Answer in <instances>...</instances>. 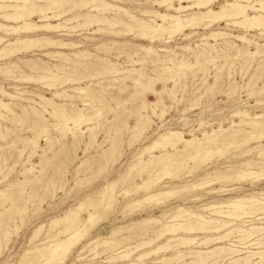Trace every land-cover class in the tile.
<instances>
[{"label": "rangeland", "instance_id": "rangeland-1", "mask_svg": "<svg viewBox=\"0 0 264 264\" xmlns=\"http://www.w3.org/2000/svg\"><path fill=\"white\" fill-rule=\"evenodd\" d=\"M106 1L110 3H116L117 5H120L130 10V12H132L135 16H138V14L139 16H141L138 10H151V11H158L160 13H168V14H173L174 12L173 10H165V8L163 7L158 8V6L156 5L153 6V4L151 5L148 2L142 3L145 4L142 5L141 2H144L145 0H133V1L131 0V2L125 1L123 3H117L118 0H106ZM224 1L225 0H216L214 1L215 3L213 2L212 5H210V7L213 8V10H215ZM256 1L257 0H251L250 2L255 3ZM173 4L177 5V1L175 0ZM64 9L65 8L63 7L59 10H54L53 12H57V11L61 12ZM74 9L72 11L67 12L63 17H61V19H59V21H50V23L62 22L65 17H70L76 14H82L86 12L84 9H78V8H74ZM199 11L202 12L204 11V9H200V10L193 9L192 11L182 12L180 15L188 16L193 12H199ZM110 12L111 11L109 10V11H105L102 14L105 16H111L112 12L111 13ZM248 13L253 14V11H248ZM90 14H96V12H92ZM121 18L125 19V16L124 17L122 16ZM28 19L38 24L42 22L39 19L38 15H32ZM0 22L5 23L1 19ZM74 22L72 21L70 23L64 24L66 28H59L49 33H43V35H45L46 38L51 40L58 39V40H63L65 42H71L72 44H76L77 45L76 47L67 46L64 48H60V47L54 48L53 46L52 48V46L50 47L45 46L38 48L37 46L35 47L34 45H32L29 48H24V45H21L20 47L18 46L19 51H16L13 54V56L12 55L8 56L6 57V59L5 57L0 58L1 64H4L12 60L11 62L13 63L15 62L17 65H19L20 66L19 69L21 70V72H16V73L14 72L13 75L7 77H3L0 74V86L1 88H3L5 92L12 95H16L18 92L24 90L37 93L52 99V101L57 104H60L61 106L59 110H65L69 112L71 108H79L81 110L83 109L82 112L86 111L84 114L88 112L87 114L89 115H91L92 113L95 115L93 122L91 120L90 121L91 123L86 122L81 124L79 129L84 133L78 134L79 136L77 135L75 138H73L70 131H66L57 126V124L58 123L60 124L61 121H59L60 120L59 118L51 116L50 114L51 107L49 106L46 107L45 111H42V108L37 107V109L40 112L42 111L43 117L45 118V119L42 118L43 120L38 122L39 125L32 124V119L35 117V115L33 114L32 115L30 114L28 117L23 116L18 121L12 120L11 115H6L3 118L0 117V191L7 193L8 196L10 197L8 198L9 200L8 199L2 201L0 200V205H1L0 206V222H1L0 223V264H16L19 261L20 257L22 256V254H24L27 250H30L32 249V247L35 246L41 247L45 245V243L49 241L48 239L49 237L56 235L60 230L63 229L62 227L63 224L61 225L58 224L59 226H57V224H51L53 220L63 216V214L67 210L76 206L78 202L83 201L87 197V195L88 196L92 195L93 194L92 191L97 190L101 188L105 183H108L111 180L118 178L119 175L123 174V172L135 162V160L136 161H138V159L147 160V154L144 153L141 156L139 154L142 152V148L147 144H149L152 140H154L158 136V134L163 133L168 129H171V130H178L183 134L184 138H189L191 136H201L202 132L210 133L212 130H217L219 127L228 128V131H231L233 129L238 128L236 124L239 122L240 119L239 116L234 114L235 111L237 110L247 111L255 115H262V117L264 118V93L262 94L263 97L261 94L256 93L257 91L256 89H259V87L261 88V86L264 84V53L262 52L264 50V45H263L264 34H259L258 29L249 30L240 25L238 26L224 25L226 24L225 21L224 22L219 21L213 23L211 26L207 28H204L201 25H197L191 29L187 28V30H184L179 34L178 33L173 34L171 39H168V41L170 40V42H168L167 40H165V38L168 37L167 33L165 34L163 33L161 38L159 37V39L157 38V40L153 39L152 41L151 40L149 41V39H141L138 36H135L134 31L129 30L126 33L124 30L125 28L122 25H118L113 28L101 25L102 27H106L105 29L107 30L96 32L94 31L97 28L96 25L86 26L84 25L82 19H78V21H74ZM9 24L14 25V23H9ZM109 29L120 30L122 31V34L121 35L112 34L111 32H109L110 31ZM211 32H224L227 35L217 36L213 38L208 36ZM22 35L25 34L23 33L21 34V36ZM28 35L33 36L34 34H28ZM235 36H245L251 42L249 44H246L245 42H240L241 40L239 41V39L236 38ZM13 38L14 36L7 37L8 40H11ZM111 40H116L118 42L128 41L129 43L127 45L115 44L111 47L110 46ZM228 41H232V42H228ZM103 43L106 45L105 48L98 47V45ZM255 44L258 45V47L255 46ZM135 45L148 46L156 51L155 53L153 52L148 54L147 58L145 56L146 54L144 55L143 53L138 52L137 55L131 57L130 61L139 60L143 62H135L132 63V65H130L129 63H126V60L128 59L125 58V55L129 53H133V51L137 49ZM97 47L99 49H97ZM109 48L111 49L110 51ZM127 48L130 49L128 50ZM233 48H238L240 53L237 54L236 52H234L235 50L233 51L232 50ZM203 49L205 52L203 51ZM256 49L260 50L261 53L254 56L253 58L256 57L255 59H252V57L251 58L248 57L249 59H245L247 57L243 55L244 52L252 53ZM78 50L80 51L84 50L85 53L83 54V56L77 55L76 57V55L72 54L73 52ZM106 50L109 52H107ZM48 51L51 52L61 51L66 54L68 53L71 57L69 56L67 58L68 60H65V58H62L59 55H58L59 57L57 55L56 57L49 55H47L46 57L45 52ZM220 51L224 53H221ZM115 54H119L118 55L119 58L115 59L113 57ZM214 55L218 56L219 58L214 59L215 61L214 60L212 61L214 63L213 64L211 60L208 61L207 59ZM237 55L238 57H236ZM90 56L91 59H89ZM98 57H102L104 59L105 58L110 59V61L117 62L120 65L125 66L126 68L129 69H133L135 71L133 72V74L132 73H130L129 75L126 74L127 75L126 79H124L125 78L124 74H121L116 77L117 79L113 80L110 74H106L105 72L100 71L101 63L97 61ZM232 57L233 58L236 57V58L233 59ZM8 58L9 60H7ZM28 60H30L29 62L32 64L43 62L45 65L49 67L50 66L52 67L53 65H63V67L68 70H70L71 68L69 73H67L68 78L69 76H71V78H75V77L80 78L86 76L87 79L80 81L79 85L86 86L89 83H93L95 84V86H92L91 88L89 87L90 90L94 89V90H98V92L96 94L95 91L94 92L88 91L85 93L86 95H84V93L83 94L82 93L80 94L79 92L76 93L75 91L70 90V87L73 86L72 85L73 83L67 81L64 82L63 79L57 81H52L49 79L48 80L43 79L42 81L38 80L34 82L29 81L30 82L29 84L28 82L25 81L22 82L20 80L21 77H24L26 75L35 76L39 74V72L35 71V69H29L25 66L29 64ZM204 62H206V64ZM256 66L259 67L257 68ZM27 69H29V71ZM35 72H37L38 74H36ZM261 72L263 75L261 74ZM90 75H93L91 79H89ZM255 75L257 77H255ZM204 76L205 78L203 79L202 77ZM129 77L130 78L134 77L138 81V84L134 85L133 82L129 79ZM146 78H150V79L147 80ZM85 80L88 81L86 82ZM248 81L251 82L249 83ZM125 85L127 87H124ZM254 86L256 88H254ZM101 87L104 89L101 90ZM250 89L252 90L248 91ZM56 91L57 92L64 91V95L62 94L59 97L53 98V93H55ZM162 93L164 94L162 95ZM165 93L167 96L165 95ZM89 94L90 95L92 94L97 97H101V99L100 100H97L96 98L91 99ZM108 94H112V95H108ZM29 95H24V97L27 96V98L39 102V99L35 98L36 96H34L33 98L31 97L33 95L30 96ZM0 97L1 100L4 101L6 99L5 102H10L9 99L6 98L5 96L2 97L0 95ZM173 97L175 98L173 99ZM84 101L86 104H84ZM259 101H262L261 102L262 104L259 103ZM18 102L24 106L29 105L26 101L25 102L18 101ZM161 102H162L161 105L163 106L160 105ZM154 107H155L154 113L156 115L155 114L153 115L152 114L153 112H151ZM162 107L165 114L163 113L164 116H162V119H160L161 117L159 118L157 115H159ZM13 110L16 113L21 114L20 109L13 108ZM44 112L45 113L47 112L48 114H45ZM139 113L143 115H148V117H150V121L153 122L150 123L151 125L149 124L148 128H146V130L140 135L141 139L139 136H136V132L134 134V129H132V126L134 125L135 122V117ZM53 118L55 120H53ZM46 124L48 126L47 128L49 129V130L47 129L48 132L47 135L44 136V134H39L40 126ZM48 124H52V125H48ZM235 126L237 128H235ZM89 127H91V129L88 131L87 129ZM106 128L109 130H107ZM131 131L136 136V138L135 136H133ZM247 131H249L248 128L245 129V132ZM37 134L39 135L38 137H40L38 138L39 140L37 142V145H39V147L41 148L37 146V148L35 149L36 151L33 153L34 155L32 154L31 156H28L31 145H26L25 148L23 149L22 148L23 144L21 143L20 139L32 137ZM238 134L239 135H237V138L244 136L243 132H240ZM91 135L92 138L94 137V141L96 142L95 145H94L95 143L94 141L89 140V138H91ZM263 139L264 138L252 139L253 141L252 140L251 142L249 141L248 142L249 144L248 143L245 145L242 144L240 145L241 147L240 146L238 147L236 144H231L232 146L230 147L226 146L225 148L226 151L224 149H221L222 150V151L220 150L221 152L220 151L214 152L212 154V157L208 161H206L205 164L202 165L200 164L199 166H197L196 169L198 170L196 171L195 169L192 175H187V171L189 167L197 164L200 160H198V162L187 161L186 162L187 165L184 164L182 165L183 167L180 166L178 169L174 171L173 173L174 176L172 177L173 179L171 178V176L170 178L162 177L161 181L158 182L156 185H158L159 187L162 186L167 187L170 184L172 186V185H182L184 183H192L193 181L200 179L204 174L208 172H211L216 169H221L222 171L226 172L229 168H232L233 166L238 165L241 161L248 159L259 163L264 162V156L258 155L259 152L258 150L264 149ZM130 140H132L131 141L132 144ZM109 141L111 142L109 143ZM133 141L135 142L133 143ZM48 145H50L51 148H49ZM87 146L88 148H86ZM247 148H254V150L251 152V154H246L242 156V152ZM160 151L161 150L159 149H155V151L153 150V153L158 154ZM113 152L117 156H115ZM226 153H228L229 155H227ZM219 156L221 157V159ZM116 160L117 162L114 163ZM107 162L109 163V165ZM1 163L4 164L2 165ZM27 168L28 169L30 168L29 169L30 171L28 170L21 174V172H23ZM150 169L160 171V169L162 168L160 166L158 167V165L151 164L149 168H145L143 170L144 173L142 172L140 177L136 175V170H138V168L132 169L129 174L136 177H133L132 180L126 179L125 182L127 183L123 182L121 185L120 184L119 186L117 185L116 189L117 188L118 189L117 190L115 189V191H119L121 187L128 188L130 186H134L136 183H140L142 180H145L148 175L147 172ZM28 172L30 175L28 174ZM24 176L25 178H31V176L32 178L34 177L35 178L33 179V181H28L29 183L25 182L19 184V182L25 179L23 178ZM183 176H185L186 178ZM247 178L241 180L240 182L239 181L234 182V180L232 179L228 181V183H224L221 186L220 184L215 183L210 188H213L215 190L222 188L225 191L211 193L212 195L205 194L204 190H195V192L181 191L179 194L177 193L176 195L164 196L165 199L164 198L162 199L163 200L162 203L165 202L164 204L151 208L140 207L139 209L136 210L137 211L136 213L135 211H133L134 213L127 212V214L125 213V215L119 216L116 219L114 216H110L105 223L101 224V226H105V228L102 229L101 232L108 231L110 228H115L119 224L127 225L130 224L131 222H138L140 219L149 216L159 218V214L163 210L165 209L168 210L176 205H179L184 208H188L192 211H196L201 204H211L217 201H224L230 197L234 198V197L249 196L253 194L255 195L256 193H257L256 196L259 194H264L263 177H261L262 179L261 178L255 179V181L254 179H251L249 177ZM168 181L171 183H169ZM75 184L77 185L75 186ZM10 185L14 187H11ZM8 189H10L12 193L9 192ZM141 195L142 193L134 194L131 198L133 197L138 198ZM191 196H198L201 197L202 199L199 201L191 202L189 201ZM121 198H119L120 202L118 204V208L123 206L125 202V200L123 201V199ZM167 201L171 203H168ZM205 212L203 214L209 216L208 213H210V211H207L206 213ZM260 214L261 213H255L252 215L253 217L252 216L243 217L240 219L241 221L238 220L239 222H237V220L236 221L232 220L233 225H231L228 228L229 229L228 231H224V232H228V234L222 244L211 243L207 245L208 247L191 246V248L193 250H201V249L204 250V249H212L213 247L216 246H222L223 244L228 246L232 244L229 246L230 248L241 249V251L244 252L262 251L263 248L261 246H259L258 248L255 245H252L247 248H244L243 245L244 243L239 241L238 239L239 235L237 234L236 230L235 231L233 230L235 229L234 225L241 227L242 229L247 228L248 224H250L248 222H253L257 226L264 227V213H262L261 215ZM168 218L169 217H167L166 220L161 219V222H165V221L167 222ZM219 218L227 221V218L218 217V219ZM256 218L260 220H257ZM184 219L185 218L183 219L180 218L178 220H184ZM228 221H230V219H228ZM197 232H194L191 235L193 236L195 235L200 238L206 236V233L198 232V234H196ZM261 234L262 232H259L248 240L251 242H253L254 240H259L260 237H262L263 235ZM154 235L155 233L153 232H148L146 234V236H152V237ZM177 235L188 237L187 233H185L184 235L183 231L182 232L178 231ZM60 237L62 236L60 235ZM169 237L170 235H166V236L164 235L163 237H160L159 239L154 241L155 243H152L153 245L151 244L149 247L144 246L142 248H139L136 252L134 251V253L131 254L126 260H124L123 263L132 262L133 264H167L162 262L156 263L155 261H158V259L162 258L163 256L165 257L173 256L178 250H180L181 252L182 251L186 252L189 250L188 249L189 247H183V246L173 248L172 246L178 243L176 241H171L168 244L169 247H167L165 250L160 251L156 255H149L147 257L137 260V257L140 254L147 253L152 249H155L157 246L165 244V242L168 240L167 238ZM87 239L88 238H86V240ZM140 239H141L140 237H136L126 242L125 247L123 248L121 247L117 250V252H120V254L118 255H121L123 252H126L124 249L133 248L134 246L138 245V243L141 241ZM86 240L83 241L82 244H84ZM261 242L264 243V239H261ZM80 247H81L80 244L76 245L73 248L72 252L78 250ZM92 248L93 245H90L80 253V258H82L80 259L81 261L80 260L76 261L75 253L73 254L71 253V256L70 255L67 256V258H65V260L63 261L65 262L64 264H88V263L122 264L121 263L122 261H116L115 263L107 262L108 257L111 254H113V251L109 250L110 247H99L97 248V250L96 249L92 250ZM96 252L98 253L97 255H95ZM240 254H241L240 256L246 255V253H240ZM29 257L33 258L34 260H37L39 258V255L35 253H31V255L29 254ZM256 257L257 256L252 257L253 262L258 260V258ZM193 260H194V254H185V256L181 260H176L175 262L173 261L172 263L189 264ZM209 260L210 259H206L204 262L200 264H206V263L209 264L210 263ZM227 262L228 260H224L219 264H226ZM52 264H57V263L54 262Z\"/></svg>", "mask_w": 264, "mask_h": 264}, {"label": "bare ground", "instance_id": "bare-ground-1", "mask_svg": "<svg viewBox=\"0 0 264 264\" xmlns=\"http://www.w3.org/2000/svg\"><path fill=\"white\" fill-rule=\"evenodd\" d=\"M125 1L131 2V0H118L117 3H123ZM174 1L175 0H145L144 2H141V4L148 2L151 5L153 4V6L154 5L158 6V8L163 7V8H165V10H173L174 11L173 14L160 13L158 11H151V10H138L140 12L141 16H139V14H138V16H135L132 12H130V10H128V9H126L120 5H117L116 3H110L106 0H0V19L3 22H5V23L0 22V58L5 57V59H6V57H8V56H11V55L13 56V54L16 51H19V47L21 45H24V48H29L32 45H34L35 47L37 46L38 48L39 47H45V46H49V47L52 46V48H53V46H54V48H56V47L57 48L58 47L64 48L67 46L76 47L77 45L72 44L71 42H65L63 40H58V39H54V40L48 39V38H46L45 35H43V33H49L51 31L57 30L59 28H66V26L64 24L70 23L72 21L73 22L78 21V19H82L84 22V25H86V26H90V25L95 26L96 25L97 28H96V30H94L96 32L97 31H106L107 29H105V28L107 26L113 28L115 26L122 25L125 28L124 30L126 33L129 30L134 31L135 36H138L141 39H149V41L150 40L152 41L153 39L157 40V38L159 39V37L161 38L163 33L168 34V37L165 38V40L168 41V39H171L173 34H175V33L179 34V33L183 32L184 30H187V28L191 29L197 25H201L202 27L207 28V27L211 26L213 23L219 22V21H223V22L225 21L226 24H224V25H231V26L232 25H236V26L240 25V26H243L244 28L249 29V30L250 29H258L259 34H264V0H257L255 3H251L250 2L251 0H230V1L225 0L215 10H213V8H211L210 5H212V3L216 0H176L177 5L173 4ZM142 5H145V4H142ZM63 7L65 9L62 10L61 12H58V11L53 12L54 10H59ZM74 8L84 9L86 12L82 13V14H76V15H73L70 17H65L62 22L50 23V21H59V19H61V17H63L67 12L72 11ZM193 9H195V10L196 9L197 10L204 9V11L193 12V13L189 14L188 16H181L180 15L182 12L192 11ZM109 10L112 12L111 16H105L102 14L105 11H109ZM49 11H51V12H49ZM248 11H253V14H249ZM92 12H96V14H90ZM32 15H38L39 19L42 22L38 24V23L30 21L28 18ZM122 16L123 17L125 16V19L121 18ZM9 23H14V25H10ZM101 25L106 26V27H102ZM109 32H111L112 34H115V35H121L122 34V31L115 30V29L114 30L111 29ZM23 33L25 35L21 36V34H23ZM28 34H34V35L29 36ZM222 35H227V34L224 32H211L208 36L214 38V37L222 36ZM8 36H14V38L11 40H8L7 39ZM224 37H226V36H224ZM235 37L238 38L239 41L241 40L240 42H245L246 44H249L251 42L245 36H235ZM168 42H170V40ZM228 42H232V41H228ZM128 43H129L128 41L118 42L116 40H111L110 46L112 47L115 44L127 45ZM105 46L106 45L104 43L98 45V47H102V48H105ZM255 46L258 47V45H256V44H255ZM98 47H97V49H99ZM116 47H118V46H116ZM135 47L137 49L135 51H133V53H129V54L126 53L127 55H125V58L128 59V60H126V63H129L130 65H132V63H135V62H143V61H139V60L130 61L131 57L137 55L138 52L143 53L144 55L146 54L145 56L147 58L148 54L153 53V52L155 53V51H156L153 48L148 47V46L135 45ZM110 48H109V51L112 49V48L111 49ZM130 48H131V46H130ZM130 48H127V49L129 50ZM223 49H225V48H223ZM35 50H36V48H35ZM232 50L233 51L235 50L234 52H236L237 54L240 53L238 48H233ZM100 51H102V50H100ZM109 51H107V52H109ZM203 51H204V49H203ZM96 52H99V51H96ZM262 52L264 53V50ZM84 53H85L84 50L83 51L78 50V51L73 52L72 54L76 55V57H77V55L83 56ZM221 53H224V52H221ZM260 53H261V51L256 49L252 53L244 52L243 55L247 57L245 59H249L248 57H250V58L252 57V59H255L256 57L255 58H253V57L260 54ZM45 55H46V57H47V55L55 56V57H56V55L57 56L59 55L60 57L65 58V60H68L67 58L70 56L68 53L66 54V53L61 52V51H56V52L55 51L54 52L48 51V52H45ZM89 55H91V54H89ZM118 55L119 54H115L113 57L115 59H117V58H119ZM85 56H86V54H85ZM87 57H89V56H87ZM236 57H238V55ZM236 57H234V58H236ZM217 58H219V57L214 55V56L209 57L207 60L208 61L211 60V62H212L214 59H217ZM89 59H91V56ZM7 60H9V58ZM78 60H80V59H78ZM83 60H84V58H83ZM207 60H206V62H207ZM11 61H8L4 64L0 63L1 64L0 65L1 76L7 77V76L13 75L14 72L15 73L21 72V70L19 69L20 66L17 65L15 62L13 63ZM29 61L30 60H28V62ZM34 61H36V60H34ZM97 61H99L101 63V65H100L101 70L100 71H103L106 74H110L112 76L113 80L117 79L116 77L118 75H121V74H124V77H125L124 79H126V76H127L126 74H128V75L130 73L133 74V72L135 71L133 69L126 68L125 66H122L117 62L110 61V59H107V58L104 59L102 57H98ZM225 61H226V59H225ZM206 62H204V63L206 64ZM211 62H209V63H211ZM222 62H223V60H222ZM178 63H179V61H178ZM81 64H79V65H81ZM89 64H91V63H89ZM65 65H66V63H65ZM25 66L29 69H35V71H38L39 74L37 72H35L38 75H35V76L26 75L24 77H21L20 80L22 82L25 81V82H28V84H29L31 81H33V82L38 81V80L42 81L43 79H47V80L49 79L52 81H57V80L63 79L64 82L67 81V82L73 83L72 84L73 86L70 87V90L75 91L76 93L79 92L80 94L84 93V95H86L85 93L88 91H90V92L95 91L96 94L98 92V90H94V89L90 90V88L92 86H95V84H93V83H89L86 86H80L79 85L80 81L87 79L86 76L80 77V78H76V77L71 78V76H69V78H68L67 73H69L71 68H70V70H68V69L64 68L63 65H53L52 67L51 66L49 67V66L45 65L43 62H38L35 64L34 63L32 64L29 62V64H27ZM29 69H27V70L29 71ZM167 70H168V68H167ZM256 71H258V70H256ZM261 74H262V72H261ZM205 76L202 78L204 79ZM259 76H261V75H259ZM91 77H93V75H90L89 79H91ZM255 77H257V76L255 75ZM112 79H111V81H112ZM129 79L133 82L134 85L138 84V81L134 77H132V78L129 77ZM146 79L149 80L150 78H146ZM228 79H230V78H228ZM85 81L87 82L88 80H85ZM251 81H252V79H251ZM251 81H248V82L250 83ZM113 82H115V81H113ZM116 82H117V80H116ZM253 85H254V83H253ZM51 86H53V85H51ZM124 87H127V86L125 85ZM243 87H245V86H243ZM254 88H256V87L254 86ZM103 89L104 88L101 87V90H103ZM251 90L252 89H250L248 91H251ZM256 90H257L256 91L257 94L262 95L264 93V84L261 86V88L259 87V89H256ZM231 91H233V90H231ZM246 91H247V89H246ZM170 93H171V91H170ZM29 94L33 95V96H31L33 98H34V96H36L35 98L39 99V102H41V103L27 98V96L24 97V95H29ZM62 94L64 95V91H62V92L56 91L55 93H53V98L59 97ZM163 94L164 93H162V95ZM0 95L2 97L5 96L10 101V102H5L6 99L4 101L0 99V117L1 118L5 117L6 115H11L12 120L18 121L23 116L28 117L30 114L31 115L33 114V115H35V117L33 116L34 118L33 119L31 118L32 124L39 125L38 122L42 121L43 120L42 118H44L42 111H45L46 107L49 106V107H51L50 108L51 109V112H50L51 116L59 118L60 119L59 121H61L60 124L59 123L57 124V126L60 127L61 129L66 130V131H70L73 138H75L78 134L84 133L83 131H80V129H79V127L81 126L82 123H86V122L91 123L90 121L92 120V122H93L94 118H95V115L93 113H92L93 115L87 114L88 112L86 114H84L86 111L82 112L83 109L81 110L79 108H71V110H69V112L65 111V110H59L61 105L53 102L52 99L47 98L45 96H42L40 94L25 91V90L18 92L16 95H12V94L5 92L3 90V88H1V86H0ZM108 95H112V94H108ZM165 95H166V93H165ZM90 97H91V99H94V98H96L97 100L101 99V97H97V96H94L92 94L90 95ZM262 97H263V95H262ZM174 98L175 97H173V99ZM18 101H22V102L26 101L29 105L24 106L21 103H19ZM261 102L262 101H259V103H261ZM84 104H86L85 101H84ZM161 104H162V102L160 103V105ZM161 106H163V105H161ZM37 107L42 108V111L40 112L37 109ZM164 107H166V106H164ZM13 108L20 109L21 114L14 112ZM167 109H168V106H167ZM154 110H155V107L152 109V111L150 109V111L153 112L152 113L153 115L155 114ZM163 113H164V110L162 107L159 115H157V116L159 118L161 117L160 119H162V116H164V114H165V113L164 114ZM45 114H48V113L46 112ZM45 114H44V116H45ZM234 114L239 116L240 120L236 124V126L238 128L235 126V128H237V129H233L231 131H228V128L219 127L217 130L211 129L212 131L210 133L202 132L201 136H191L189 138H184L183 134L178 130L168 129L163 133H160V134L157 133L158 136L154 140H152L149 144L144 146L142 148V152L139 154L140 156L144 153L147 154V160L138 159V161H136V160H135V162L133 161L134 163L131 166L129 165L130 167L127 166L128 168L126 167L127 169L123 172V174L119 175L118 178L114 177L116 179H114V180L110 179L111 180L110 182L105 183L101 188L92 191L93 192L92 195H89V196L87 195V197L83 201L78 202V204L76 206L67 210L63 214V216L53 220L51 222V224H57V226H59L58 224H60V225L63 224L62 225L63 229L60 230L56 235L49 237L48 238L49 241L47 243H45V245H43L41 247L35 246V247H32V249L27 250L24 254H22V256L20 257L19 261L16 264H52L54 262H56L57 264H61V263L64 264L65 262H63V261L65 260V258H67V256H69V255L71 256V253L72 254L75 253L76 261H78V260L82 259V258H80V253L86 247H88L90 245H93L92 250H95V249L97 250V248H99V247H110L109 250L113 251V254H111L108 257L107 262L115 263L116 261H122L121 262L122 264H133L132 262L131 263H123V262L131 254H133L134 251L136 252L139 248H142L144 246L149 247L152 243H155L154 241H156L160 237H163L164 235L165 236L170 235V237L167 238L168 240L165 242V244L159 245L155 249H152L151 251H149L147 253L140 254L137 257V260L142 259L144 257H147L149 255H156L160 251H163L167 247H169L168 246L169 242L176 241L178 244H175L174 246H172L173 248L183 246V247H189L188 248L189 250L186 252H183V251L181 252L180 250H178L173 256H170V257L163 256L162 258L158 259V261H155L156 263L162 262V263L170 264L173 261L175 262L176 260H181L185 256V254H194V260L191 261L189 264H200V263L204 262L206 259H210L209 264H219L220 262H222L224 260H228V262L226 264H264V243L261 242V239H264V232H263L264 227L257 226L253 222H248L250 224H248L247 228H245V229H242L241 227L234 225L235 229H233V230L234 231L236 230L237 234L239 235V236L237 235L239 241L244 243L243 244L244 248H247V247L252 246V245H255L258 248H259V246H261L263 248L262 251H257V252L245 251L244 252V251H241V249L230 248L229 246L232 244H230L229 246L223 244L222 246H216V247H213L212 249H204V250H202V249L201 250H193L191 248V246H193V247L207 246L208 244H211V243L222 244L224 242V239L226 238V236L228 234V232H224V231H228L229 230L228 228L231 225H233L232 220H235V221L237 220V222H239L238 220H240L243 217H247V216L251 217L255 213H261V214L264 213V194H259L256 196V194H257L256 193L255 195L253 194V195H249V196L234 197V198L230 197L224 201H217V202H214L211 204H201L196 211H192L188 208H184V207H181L179 205H176V206H174L168 210H166V209L163 210L159 214V218L149 216V217H145V218L140 219L138 222H131L130 224H127V225L119 224L115 228H110L108 231L101 232V230L105 228V226H101V224L105 223L106 220L110 216H114L116 219L119 216L125 215V213L127 214V212L134 213L133 211H135V213H136L137 212L136 210L139 209L140 207H143V208L144 207H147V208L150 207L151 208V207H155V206L164 204L165 202L162 203L163 202L162 199L164 198V196H167V195H176L177 193L179 194L181 191H189V192L194 191L195 192V190H204L205 194H211V193H215V192H223L225 190H223L222 188L215 190V189L210 188V187L215 183L220 184V186H221L224 183H228V181H230L232 179L234 180V182L235 181L240 182L241 180L246 179L247 177L254 179V181H255V179H260L261 177L264 178V162L259 163V162H255V161L248 159V160L241 161L236 166H233L234 168L233 167L229 168L226 172L222 171L221 169H216V170H213L211 172H208V173L204 174L200 179H197V180L193 181L192 183H184V184L181 183L182 185H172V186L170 184L167 187L166 186L159 187L158 185H156L158 182L161 181L162 177H169L170 178V176H171V178H172L174 176L173 175L174 171L176 169H178L180 166L183 167L182 165H184V164L187 165V163H186L187 161H189V162L190 161H195V162L197 161L198 162V160H200L198 162L199 164L197 163V164L189 167V169L187 171V175H192L194 173L195 169L197 168V166H199L200 164L201 165L205 164V162L208 161L212 157V154L214 152H218L221 149L225 150L226 146L230 147V146H232L231 144H236L239 147L242 144H244V145L247 144L249 141L251 142L252 139L264 138V118L262 117V115H255V114L249 113L247 111H239V110L235 111ZM233 117H234V115H233ZM53 120H55V119L53 118ZM44 121H47V120H44ZM230 122H232V121H230ZM150 123H153V122L150 121V117H148V115H143L141 113L137 114L135 117L134 125L132 126V129H134V134L136 132V136L140 137V135L146 130V128H148ZM48 125H52V124H48ZM47 127H48L47 124L41 125L40 129H39V134H44V136L47 135V133H48ZM247 128L249 129V131L245 132V129H247ZM90 129H91V127H89L87 130L89 131ZM132 129H130V130H132ZM56 130H58V129H56ZM107 130H109V129H107ZM88 131H86V132H88ZM240 132H243L244 136L237 138V135H239L238 133H240ZM131 133H132V131H131ZM134 134H133V136H135ZM38 136L39 135L37 134V135H34L32 137L20 139L21 143L23 144V147H22L23 149L25 148L26 145H31L28 156H31L36 151L35 149L37 148V146L39 147V145H37V142L39 140L38 138H40V137H38ZM136 136H135V138H136ZM131 137H132V135H131ZM135 138H134V140H135ZM140 139H141V137H140ZM89 140L94 141V137L92 138V135H91V138H89ZM131 141L132 140H130V142ZM110 142L111 141H109V143ZM134 142L135 141H133V143ZM95 144H96V142L94 143V145ZM131 144H132V142H131ZM50 145H52V144H50ZM50 145H48L49 148H51ZM130 147H131V145H130ZM39 148H41V147H39ZM86 148H88V146ZM97 148H99V147H97ZM99 149H101V148H99ZM115 149H116V146H115ZM115 149H114V151H115ZM155 149H159L161 151L158 154H154L153 150L155 151ZM253 150H254V148H247L246 150H244L242 152V156L246 155V154H251V152ZM24 151H26V150H24ZM258 151H259L258 152L259 156H262V155L264 156V149H260ZM71 152H72V150H71ZM226 154L229 155L228 153H226ZM219 155H221V154H219ZM227 155H226V157H227ZM253 155H255V154H253ZM115 156H117V155L115 154ZM120 156H122V155H120ZM137 158H140V157H137ZM178 158H180V159H178ZM214 158H215V156H214ZM247 158H248V156H247ZM220 159H221V157H220ZM237 159H236V162H237ZM261 159H263V158H261ZM45 160H46V158H45ZM116 162H117V160L114 163H116ZM151 164L158 165V167L160 166L162 169H160V171L150 169L147 172L148 175H147V178L145 180H142L140 183H136L134 186H130L128 188H124V187L122 188L120 186L121 189L119 191H115L117 185L118 186H119V184L121 185L123 182H125L126 179L132 180L133 177H136V176L129 174L132 169L138 168V170H136V175L140 177L143 170L145 168H149ZM108 165H109V163H108ZM111 165H112V163H111ZM111 165H110V167H111ZM107 166H105V167H107ZM203 167H204V165H203ZM29 169L28 168L25 169L23 172H21V174L28 171ZM197 170L198 169H196V171ZM133 171H135V170H133ZM82 173H83V171H82ZM197 173H199V172H197ZM21 174H19V175H21ZM28 174H29V172H28ZM25 176L23 178H25ZM32 176H31V178H25L23 181L19 182V184L25 183L28 181H33V179L35 177L32 178ZM183 177H185V176H183ZM84 180H86V179H84ZM76 182H74V183H76ZM125 183H127V182H125ZM169 183H171V182H169ZM246 183H248V182H246ZM76 185L77 184H75V186ZM10 186H9V188H10ZM215 186H217V185H215ZM11 187H14V186H11ZM8 191L11 192L10 189H8ZM138 193H142V195L138 198H134V197L131 198L134 194H138ZM8 198H10V197L8 196L7 193L0 191V200L1 201L8 199ZM119 198L123 199V201L125 200L123 206H121L120 208H118V204L120 202ZM201 199L202 198L198 197V196H191L189 201L195 202V201H199ZM168 203H171V202H168ZM2 210H3V208H2ZM205 211L206 212L210 211V213H208L209 216H206L205 214H203ZM3 212H4V210H3ZM5 212H6V210H5ZM167 217H169L167 219L168 220L167 222L166 221L161 222V219L166 220ZM218 217L227 218V221L222 220L220 218L218 219ZM180 218H182V219L185 218V219L184 220H178ZM228 219H230V221H228ZM256 219L260 220L258 218H256ZM51 224H49V225H51ZM52 227H53V225H52ZM97 229H98V231H97ZM13 231H15V230H13ZM178 231L179 232L183 231L184 235H185V233H187L188 237L177 235ZM197 231L206 233V236L200 238L198 236L191 235L192 233L197 232ZM230 231H232V230H230ZM148 232H153V233H155V235L153 237L152 236H146V234ZM198 232L196 234H198ZM259 232H262V234H263V235L261 234L262 237H260L259 240H254L253 242L248 240V239H251L252 236H254L255 234H257ZM60 235L62 237H60ZM123 235H125V236H123ZM58 237H60V238H58ZM136 237L141 238L140 239L141 241L138 243V245L134 246L133 248H126V249H124L126 252H123L121 255H118V254H120V252H117V250L121 247L122 248L125 247L126 242H128L131 239L136 238ZM31 238H33V237H31ZM86 238H88V239L86 240ZM5 240H6V238H5ZM30 240H32V239H30ZM85 240H86V242L84 244H82L83 241H85ZM246 241H248V242H246ZM78 244H80L81 247L78 250L72 252L73 248ZM237 244H238V242H237ZM235 247H237V246H235ZM31 253L38 254L39 258L37 260L30 258L29 254L31 255ZM240 253H246V255L240 256L241 255ZM97 254L98 253L96 252L95 255H97ZM253 256H257L256 258H258V260L253 262L252 261ZM88 264H93V263H88Z\"/></svg>", "mask_w": 264, "mask_h": 264}]
</instances>
